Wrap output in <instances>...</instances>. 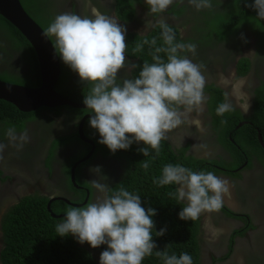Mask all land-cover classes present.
Instances as JSON below:
<instances>
[{
  "label": "clouds",
  "instance_id": "clouds-1",
  "mask_svg": "<svg viewBox=\"0 0 264 264\" xmlns=\"http://www.w3.org/2000/svg\"><path fill=\"white\" fill-rule=\"evenodd\" d=\"M146 3L151 14H162L174 0H146ZM189 3L198 11L212 9L211 0H189ZM248 6L257 11L258 18L264 19V0H254V4ZM157 24L162 30L164 46L157 47L155 38L137 44L136 52L142 51L146 44L154 49V62H144L137 78L123 79L121 83H118L119 73L127 62L126 28L113 17L97 13L94 18H88L62 13L44 33L45 37L55 38L54 49L63 63L78 73L82 83L91 85L83 101L93 113L89 123L101 137L98 142L112 153L127 150L133 142H143L145 147L139 151L145 157L150 154L149 148L159 156L161 142L184 123L186 114L193 110L204 111L207 100L204 65L183 55L186 52L195 55L197 46L175 42V33L162 17ZM161 53L166 54V60ZM233 110L226 100L218 105L216 114L224 116ZM226 123V119L221 120V124ZM6 134L18 149L29 140L27 131L17 134L14 127ZM6 147L0 143V158ZM143 167L147 170L149 163L144 162ZM93 171L100 173V168ZM153 183L177 186L176 199L186 202L179 218L191 222L202 213L219 212L223 197L229 191L228 181L213 172H196L178 164L165 165L161 176L154 178ZM91 184L100 195L83 207L69 208L56 226L58 235L71 234L79 243H87L93 249L107 245V250L100 254V264H142L157 248L153 241L155 210L146 211L141 206L140 196L123 187L109 195L107 183L95 179ZM165 231L161 229L156 235L162 236ZM155 254L163 264H193L187 252L179 257L167 251L156 250Z\"/></svg>",
  "mask_w": 264,
  "mask_h": 264
},
{
  "label": "trees",
  "instance_id": "trees-1",
  "mask_svg": "<svg viewBox=\"0 0 264 264\" xmlns=\"http://www.w3.org/2000/svg\"><path fill=\"white\" fill-rule=\"evenodd\" d=\"M24 11L46 32L48 26L54 21V17L40 7L36 0H19ZM212 9L196 10L190 13L191 36L183 38L179 36L178 29L168 24L175 33V42L194 44L201 43L204 47H218L219 50L226 45L230 52L225 54H240L241 48L251 46L252 58L239 55L234 63L235 76H245L253 61L264 60V19L258 18L257 11L248 5L254 4V0H211ZM174 14L180 15L183 12V5L174 9L170 8ZM116 17L127 22L134 15L132 0H116L114 6ZM49 14V15H48ZM8 40H12L13 48L17 49L20 59L25 65V72L21 75L0 74V79L12 83H19L25 86H34L39 83V71L34 52L25 38L8 21L0 16V29ZM161 29L156 24L145 34L127 33L125 40L127 46L126 56L134 58L131 75L137 78L142 69L143 63H153L152 52L149 45H144L140 52L134 51L137 44L147 39H156V46H164L161 36ZM55 44V38L49 37ZM55 48V47H54ZM56 50V49H55ZM59 73L53 86L63 97L75 101L83 102L89 94L91 85H85L80 81L79 76L71 78L66 64L63 63L57 53ZM166 60V54H160ZM195 59L196 56H193ZM197 60V59H196ZM199 61V60H198ZM209 100L207 101V112L211 118L210 123L218 141L231 153L234 161L242 163L243 160L250 159L251 154L263 167L264 177V149H261L257 139L256 130L264 140V78L258 81L253 89L250 112L247 117H242L237 109L224 116L216 114V108L221 104L223 91L209 85L207 87ZM0 109L2 111L11 110L21 119L37 121L40 118H47L44 112L52 111L55 115L63 114L68 134L58 135L48 144L45 133H31L32 138L38 149L48 144V152L44 159L45 165L49 164L54 150L58 145H81L88 149V145L79 140L73 129L83 113H90L91 109L73 108L67 105L56 106L53 108L38 107L34 111L21 113L12 104L0 99ZM4 116H1L3 120ZM227 120L226 124H221V120ZM247 120L238 128L234 126L239 122ZM48 121H50L48 119ZM15 130L21 129V124H13ZM33 132V130L31 129ZM98 131L90 126L89 118L82 123V133L85 137L92 139V135ZM231 140H230V139ZM233 142V144L231 143ZM145 147L141 144L132 145L127 150H117L112 153L106 145L95 142V150L102 154L123 157L127 160V166L122 177L109 187V195L119 190L120 187L139 195L141 206L155 210L156 215L152 217L155 228L153 231V241L157 245L156 250L167 251L169 255L175 254L179 257L181 253L187 252L192 256L193 264H199V252L197 244L198 224L196 221H185L179 218V213L186 205L178 201L174 195L173 185L160 186L153 183L154 178H159L162 169L167 164L179 162L198 165L201 160L184 156L183 150H179L177 155L173 153L169 144L164 140L161 142V152L155 156V152L149 148V156L145 157L139 149ZM155 156V159L153 157ZM72 162V161H71ZM64 161L61 164L62 172L67 179L70 164ZM148 162L149 167L144 169L143 163ZM248 165V163H247ZM262 182V181H261ZM47 197L44 195H26L21 197L13 206L8 208L2 216L1 229L3 233V247L0 251L1 264H96L90 253L83 247L76 244L71 234L61 237L56 231V226L60 218L49 215L45 208ZM64 204L58 200L51 201L49 209L57 214L62 211L58 205ZM166 229L164 235L157 236L156 232ZM151 256L145 257L142 264H163L160 257L156 256L155 251Z\"/></svg>",
  "mask_w": 264,
  "mask_h": 264
},
{
  "label": "flooded vegetation",
  "instance_id": "flooded-vegetation-1",
  "mask_svg": "<svg viewBox=\"0 0 264 264\" xmlns=\"http://www.w3.org/2000/svg\"><path fill=\"white\" fill-rule=\"evenodd\" d=\"M36 2L43 8L44 11L47 13L49 12L54 18L62 13L78 14L82 17L88 18H94L97 13L113 17L120 25L126 28L125 35L130 32L136 33L133 29H137L144 25V23L139 22L135 15L138 13L142 16L143 10L145 8H149L146 0H132L134 15L127 22H123L119 20L114 13L116 0H36ZM172 5H174V9L183 5V12L180 15L174 14L173 10L170 9ZM172 5L162 14L148 13L149 23L144 25L147 28V31L152 29L157 24V21L162 17L167 24L173 25L176 28L177 26H183L184 31H187V33L191 35V20L189 15L190 13H194L197 9L189 3V0H183V2L174 0ZM244 49L245 48H241L240 54L236 55L232 53L229 55L225 54L230 52L226 45H223L220 50L218 47H204L196 50L197 54L195 55L190 52L183 53V55H187L188 58L196 56L200 61V64L204 65L202 72L207 81L204 89V94L207 97V100L204 104V111L199 113L195 111V113L198 117H203L204 125L208 127L212 135H200L197 131L198 128L196 125H193L194 131L190 132L185 129L189 124L187 116L192 117L193 113L191 112L186 114L184 117V123L182 126L170 132L168 134V139L165 140L175 155L178 154L177 152L179 150H183L182 154L184 156H190L193 159L201 160L198 165L194 166L195 164L193 165L191 163L183 164L179 162L178 158H175L177 161L175 165L178 164L196 172L211 171L216 176L228 181V188L230 192L228 191V193L224 195L221 210L219 212L202 213L199 219H197L198 227H201V225L205 227L216 226V224H210L205 221L206 215H211L210 217H213L219 225L227 227L226 234H223L221 239L212 246L205 245L204 241L200 242L198 252L200 248L201 255L199 254V256L200 261L203 263H209L208 261L211 260L214 262L218 260H220V262H224L225 260V262H231L234 257L235 264H264L263 167L252 154L250 159L245 158V160H243L240 164L239 162L234 161V158L231 157L230 151H228L226 147L218 141L217 134L210 123L211 118L207 112V101L209 100L207 87L212 85L223 91L221 103L227 100L232 104L234 109H237L240 112L242 117L248 116V113L250 112L253 89L257 86L258 81L264 78V60L260 59L258 62L254 60L245 76H236L241 78V82L238 85V92L236 91L234 93L231 90V87H229V84L221 80V78H226L231 72L234 73V63L239 55H243ZM202 54L205 55V57H203ZM208 55H211L212 58ZM249 58L251 59L252 55ZM133 61L134 58L127 57L125 68L119 73L118 83H121L123 79H133L131 75ZM24 72L25 65L20 59L17 49L13 48L12 40H8L6 38L1 28L0 74L5 73L21 75ZM69 74L71 78H76L78 76V73L73 70H69ZM238 94L244 95V107L234 101L235 96ZM181 111H183V109H181ZM84 114L86 113H83L82 115ZM2 115L4 116L3 120L1 119ZM44 115L47 116L50 121H48L47 118H40L37 121L21 119V117H19L16 113H13L11 110L4 112L0 109V143L8 145L9 138L6 134L7 130L12 127L13 124L18 123L21 124V129L16 130V133L19 134L27 131L28 137H32L31 133H34L36 137V132L41 133L42 130L47 133V131L50 130L49 133H52V135H47L48 144H50L54 138L58 137V135L68 134L65 126V123H68V121L64 120L65 116L63 114L55 115L52 111H49L44 112ZM53 116L58 117V119H54ZM243 121L249 123L247 120ZM73 132H76L75 128L73 129ZM75 135L77 137L76 133ZM30 137L27 142L29 146L34 144V141L30 143L32 141ZM92 137L93 138L90 140L93 142V150L86 160L80 162L74 167L73 182L69 179V173L67 179L64 178L66 176L62 172L61 164L63 161L66 164H69L67 162L68 159L70 157H74L70 164L71 167L77 159L81 158L89 151L90 145L86 143L88 145V149L84 153L83 151L85 148L81 145H58L54 150V154L51 157L49 164L47 165H45L44 159L48 152V144L42 148L43 156L40 158V163L44 168V174H50V179L57 186L58 191H60L56 194H44V196H46L47 199L51 196L62 197V200H55L64 204V206L60 204L58 205V208H62V211L57 214L65 216L69 208L83 207L100 195L92 187V180L97 179L101 183H107L110 187L122 177L125 171L127 160L123 157H115L113 155L102 154L101 152L96 151L95 142H98L101 137L99 133L96 132L92 135ZM32 139L34 140V138ZM133 143L138 145L142 142ZM231 143L233 144V142ZM96 167L100 168V173L93 171ZM4 173H6V171L0 169V251L3 247L1 221L5 211L13 206L23 196L38 195L23 193L27 189L23 190L22 183L5 184V182L8 181L3 180H9L10 177L3 176ZM176 187V185H173L175 191ZM230 193L232 195V199L234 197V200L228 199L230 198ZM83 200H85L83 205L75 206L76 204L82 203ZM182 203L186 205V202ZM59 218L62 220H59L58 224L63 221V217ZM72 237L77 245L83 247L90 253L96 264H100V254L104 250H107V245H101L99 248L93 249L89 244H81L78 242L77 238L73 235ZM201 262H199V264Z\"/></svg>",
  "mask_w": 264,
  "mask_h": 264
},
{
  "label": "water",
  "instance_id": "water-1",
  "mask_svg": "<svg viewBox=\"0 0 264 264\" xmlns=\"http://www.w3.org/2000/svg\"><path fill=\"white\" fill-rule=\"evenodd\" d=\"M0 16L8 21L18 32L25 38L32 48L39 71V83L36 86H25L18 83L7 82L0 79V99L11 103L20 112H29L38 107L53 108L56 106L67 105L73 108L87 109L84 102H75L69 100L57 91L53 86L59 73V64L56 51L49 37L44 36L42 28L24 11L18 0H0ZM92 115L86 113L82 115L76 125V134L79 140L90 145L89 151L77 159L69 169V179L73 182L74 167L86 160L92 150L93 142L85 137L82 133V123L84 119ZM246 121H239L235 126L238 128ZM256 139L261 149H264V140L256 130ZM55 199L62 197H49L46 201L45 208L49 215L54 218L65 217L50 211L49 204ZM82 203L75 206L83 205Z\"/></svg>",
  "mask_w": 264,
  "mask_h": 264
},
{
  "label": "rangeland",
  "instance_id": "rangeland-1",
  "mask_svg": "<svg viewBox=\"0 0 264 264\" xmlns=\"http://www.w3.org/2000/svg\"><path fill=\"white\" fill-rule=\"evenodd\" d=\"M149 11H150L149 8H145L142 12V16L137 13L135 17L139 20L140 23H144V25H146L147 23H149L148 22V13H150ZM144 25H142L141 27L137 29H133V30L136 33L142 35L147 32V28ZM183 28H184L183 26H177V29H178L177 31L179 33V36L183 38L191 36L187 33V31H184ZM187 43L188 42H186L185 44ZM194 44L197 46L196 49L202 47L201 43H194ZM243 55L251 57L252 55L251 46H249V48L244 49ZM208 56L212 58L211 55H208ZM203 57H205V55H203ZM189 59H191L194 63L200 64V61H198V58H196L197 60L194 57L193 58L190 57ZM221 80H223L225 83H228L229 87H231V90L234 93L236 91L238 92V89H239L238 85L241 82V78L236 77L233 72L228 74L226 78L224 77L221 78ZM243 97L244 95L238 94L235 96V99H234V101H236L242 107H244V104H245ZM195 111L196 110L192 111L193 113L192 117L187 116V119H189L188 120L189 124H188V127L185 129H187L190 132L194 131L193 125H196L198 128L197 131L200 135L211 136L212 133L210 132L208 127L204 125L203 117H198ZM53 117L54 119H58V117L56 116H53ZM30 139L32 140L30 143H32L34 140L32 139V137H30ZM9 142H8L7 147L2 153V158H0V169L6 171V173H4L3 176L10 177L9 180L7 179L3 180V181H8V182H5V184H10V183L11 184L12 183L21 184L22 183L23 190L27 189L23 193H27V194L44 195V194L59 193L60 191H58L57 186L50 179V174L49 175L44 174V168L42 164L40 163V158L43 156L42 148L41 150H38L35 141H34V144L30 146L28 143H25L21 149H18L17 147L13 146V144ZM73 159L74 157H70L67 162L70 163ZM228 199L229 200L232 199L231 193H230V198ZM232 200H234V197ZM210 216L211 215L209 216L206 215L205 221L209 222L210 224H216V226L215 227H205L201 225V227H198V232H197L198 247H200L201 241H204L205 242L204 244L207 246H212L214 243H217L221 239L223 234L225 235L227 232V227H223L219 225L218 222L213 217H210ZM199 254L201 255L200 248H199ZM214 258H217V257H214ZM225 261L220 262V260H218L216 262L217 264H235L234 257L231 262L229 261L225 262ZM199 262H201L200 256H199ZM208 262L209 263L201 262L200 264H216V262H214L213 260L208 261Z\"/></svg>",
  "mask_w": 264,
  "mask_h": 264
},
{
  "label": "bare ground",
  "instance_id": "bare-ground-1",
  "mask_svg": "<svg viewBox=\"0 0 264 264\" xmlns=\"http://www.w3.org/2000/svg\"><path fill=\"white\" fill-rule=\"evenodd\" d=\"M19 1V0H18ZM20 3V2H19ZM21 5V4H20Z\"/></svg>",
  "mask_w": 264,
  "mask_h": 264
}]
</instances>
